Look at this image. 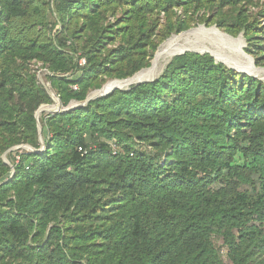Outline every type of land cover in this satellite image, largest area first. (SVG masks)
I'll return each mask as SVG.
<instances>
[{
	"label": "trees",
	"instance_id": "1",
	"mask_svg": "<svg viewBox=\"0 0 264 264\" xmlns=\"http://www.w3.org/2000/svg\"><path fill=\"white\" fill-rule=\"evenodd\" d=\"M248 6L0 0V264H264V80L188 53L154 82L44 116L43 143L36 118L52 95L83 104L150 68L196 23L243 35L264 67Z\"/></svg>",
	"mask_w": 264,
	"mask_h": 264
},
{
	"label": "bare ground",
	"instance_id": "2",
	"mask_svg": "<svg viewBox=\"0 0 264 264\" xmlns=\"http://www.w3.org/2000/svg\"><path fill=\"white\" fill-rule=\"evenodd\" d=\"M216 36L220 39L227 40L232 43V46L236 47L239 54L242 58L245 59L246 66L240 67V66H233L230 60H223L224 55H220L216 50H213L211 47H208L205 45L206 39L208 37ZM203 40V43H202ZM188 52H199L202 55L209 54L211 55L217 63H226L231 67H234L236 69H239L241 71H246L254 76H264V70L263 69H257L254 67V64L250 59H248L245 54L242 51V42L240 40L235 41L231 38L221 34L215 29L207 30L205 27H200L199 29H192L185 33L180 34H173L170 38H168L164 44H162L157 52L154 55V58L151 62V66L148 70L141 73L137 79H147L150 76L153 75H159L162 72H164L166 66L168 63L174 58V56L178 53H188ZM229 59V58H228ZM259 78V77H258ZM135 80H128V81H112L108 83L103 91H96L90 97H95L97 95H100L101 93H108L113 90H121V89H127L130 88L132 85H134ZM264 80V79H263ZM48 107V106H47ZM58 107L51 106L48 108H44L42 110V113L44 111H56Z\"/></svg>",
	"mask_w": 264,
	"mask_h": 264
},
{
	"label": "rangeland",
	"instance_id": "3",
	"mask_svg": "<svg viewBox=\"0 0 264 264\" xmlns=\"http://www.w3.org/2000/svg\"><path fill=\"white\" fill-rule=\"evenodd\" d=\"M248 11H249V14L251 15V17L253 18H257L260 20V22L262 24H264V0H255V6H248ZM51 22L54 23L56 21V16L55 15H51V18H50ZM205 26L207 29H211L212 27H208L204 24H200V23H196L193 25V27L190 29H199L200 27H203ZM222 33H226L224 32L223 30L219 29ZM236 39L238 37H235ZM202 43H203V40H202ZM246 43V42H245ZM163 44V43H162ZM161 44V45H162ZM160 45V46H161ZM205 45H207L208 47H211L213 50H216L220 55H224L222 58L223 60H230L232 65L235 67V66H246V62H245V59L241 57V55L239 54L238 50L236 47L232 46V43L229 42V41H225L223 39H220L216 36H212L211 38L208 37V39H206L205 41ZM159 46V47H160ZM245 46L247 47V45L245 44ZM229 58V59H228ZM257 68H264V67H260V66H257ZM33 70H35L37 72V75H38V81L41 85L45 86L46 88H49L48 84H47V81H46V74H47V71L45 70V68H43L42 64H36V65H33ZM259 77L260 79H264V76L263 77H260V76H257ZM108 83V82H107ZM106 83V84H107ZM105 84V85H106ZM95 92V91H94ZM92 92V94L94 93ZM96 93V92H95ZM91 94V95H92ZM53 96V104L52 105H49L48 107H53V106H56L58 107L57 110H65V109H68L70 107H74V106H77V105H81V104H77L75 102H73L70 107L68 108H64L59 100L58 97H56L55 95H52ZM47 106H43L42 108H48ZM55 111H44L43 113H40L39 116H38V122H39V126L42 127V123H41V119L44 117V116H49V115H53V114H56L54 113ZM19 150H30V148H28L27 146L25 147H22L20 148ZM18 151V150H17ZM4 158V157H3ZM5 160L7 161V163L9 164V161L7 160V158H5ZM215 245L216 247L221 251V254H222V257L224 258V260L226 262H228V258H227V249L224 245V242L221 238H218V237H215Z\"/></svg>",
	"mask_w": 264,
	"mask_h": 264
},
{
	"label": "water",
	"instance_id": "4",
	"mask_svg": "<svg viewBox=\"0 0 264 264\" xmlns=\"http://www.w3.org/2000/svg\"><path fill=\"white\" fill-rule=\"evenodd\" d=\"M203 27H205V26H203ZM205 28H206V27H205ZM206 29H207V28H206ZM212 29L217 30L218 32H220L221 34H223V35H225V36L231 38L232 40H235V41L240 40V41L242 42V51H243V53L245 54V56H246L248 59H250V61L253 62L254 67L257 68V67H256V61H255V59L252 58L250 55H248V54L245 52V48H246L245 44H246V43H245V39H244V36H243V35H240V36L236 39L235 37H233V36H231V35H229V34H227V33H225V34L222 33V32L219 30V28H218L217 26H214V27H212L211 29H207V30H212ZM188 31H190V30H188ZM188 31H186V32H188ZM183 33H185V32H183ZM163 44H164V42H163ZM158 49H159V48H158ZM188 53L202 55V54L199 53V52H188ZM188 53H178V54H176V55L174 56V58L179 57V56H183V55L188 54ZM174 58H173V59H174ZM173 59L168 63V65L173 61ZM221 64H224V65L227 66L228 68L233 69V70H235V71L238 72V73L247 74V75H249L250 77H254V78L260 79V78L254 76V75H251L250 73H248V72H246V71H241V70H239V69H236V68H234V67H231V66H229V65L226 64V63L221 62ZM168 65H167V66H168ZM148 69H149V68H146V69L141 70L140 72H138L137 74H135V75H134L133 77H131V78H128V79H125V80H113V81H128V80L130 81V80H134V79L136 80L137 77H138L141 73H143L144 71H146V70H148ZM257 69H259V68H257ZM260 69H263V70H264V68H260ZM162 74H163V72H162L161 74H159V75H153V76H150V77L147 78V79H137V81H135V82H134V85H132V86H138V85H141V84H143V83L154 82V81L158 80V79L162 76ZM260 80H263V79H260ZM110 82H112V81H110ZM110 82H108V83H110ZM108 83H107V84H108ZM107 84H106V85H107ZM106 85H104L103 88H102L101 90H98V91H103V90H104V87H105ZM132 86H131V87H132ZM131 87H130V88H127V89H121V91H129V90L131 89ZM115 91H116V90H113V91L108 92V93H101L100 95H97V96H95V97H89V98L87 99V101H86L85 103L81 104V105H77V106L70 107V108H68V109L60 110V111H59V110H56L54 113H66V112H70V111H72V110H74V109L83 108V107H85L86 105H88L91 101L96 100V99H99V98H102V97H105V96H108V95L114 93ZM43 109H44V108H40L39 111L37 112V114H36L37 121H38V116H39L40 113H42V110H43ZM38 129H39L40 141H41V143H43V141H42V127L39 126V122H38ZM27 147H28V146H27ZM20 148H22V147L14 148V149L10 150L9 152L17 151V150H19ZM28 148H30V147H28ZM5 158H6V155L4 156V161H5L6 164H8L7 161L5 160ZM8 165H9V164H8Z\"/></svg>",
	"mask_w": 264,
	"mask_h": 264
},
{
	"label": "built area",
	"instance_id": "5",
	"mask_svg": "<svg viewBox=\"0 0 264 264\" xmlns=\"http://www.w3.org/2000/svg\"><path fill=\"white\" fill-rule=\"evenodd\" d=\"M85 63H86L85 60H82V61H81V65H82V66L85 65ZM74 90L77 91V90H78V87L75 86V87H74ZM111 148H112V150H113V152H114L115 154L118 152V147H117L116 144H111ZM82 150H83L82 148L79 149L80 152H82ZM85 153H86V152H85Z\"/></svg>",
	"mask_w": 264,
	"mask_h": 264
}]
</instances>
